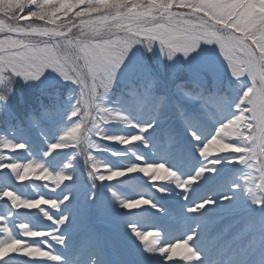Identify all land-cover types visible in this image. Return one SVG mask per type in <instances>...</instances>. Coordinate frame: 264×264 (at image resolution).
Segmentation results:
<instances>
[{
	"label": "snow or ice",
	"instance_id": "snow-or-ice-1",
	"mask_svg": "<svg viewBox=\"0 0 264 264\" xmlns=\"http://www.w3.org/2000/svg\"><path fill=\"white\" fill-rule=\"evenodd\" d=\"M219 56L240 87L236 96L222 87ZM150 61L166 68L172 80L186 68L196 71L175 84L170 98L157 91L159 80ZM53 73L76 86L69 92V102L61 104L56 92V102L41 105L39 114L30 112L25 122L18 121L6 103L16 78L47 77L54 85ZM204 73L216 81L212 90L205 87ZM0 112L6 121L17 120L26 139L38 131L48 145L42 157L19 160L5 153L28 151L29 143L0 136V176L6 181L0 186V201L7 210L0 214V264L45 260L64 264L50 241L65 245L77 210L75 201L66 202L79 186L63 188V199L42 193L29 197L12 187L8 177L11 174L19 183L41 181L42 187L55 191L78 174V158L83 159L93 188L96 181L138 172L162 194L170 190L155 182L174 184L188 193L201 181L215 180L208 174H217V166L223 165L222 175L243 165L248 171L240 170L237 182L230 178L227 183L246 191L264 208V195H257L264 191V0H0ZM61 116L67 121L63 126ZM107 124H122L128 132L108 134ZM98 139L121 146L152 145L161 150L162 158L150 161L129 148L136 162L113 168L95 154L105 150ZM63 150L68 152L67 161L53 169L47 158ZM195 152L201 161L198 167L181 175L177 169ZM112 195L122 208L150 205L166 212L159 199H126L115 191ZM90 196L94 199L95 192ZM221 199L232 197L223 194ZM215 204L209 196L187 211L199 213ZM21 209L34 210L50 224H13ZM66 225L67 234L61 232ZM128 227L143 242L145 259L159 255L171 261L179 256L191 262L201 258L191 242L201 228H210V218L198 221L185 237L163 245L158 229L144 230L137 223ZM240 264H264V246L257 252L253 238Z\"/></svg>",
	"mask_w": 264,
	"mask_h": 264
},
{
	"label": "rangeland",
	"instance_id": "rangeland-1",
	"mask_svg": "<svg viewBox=\"0 0 264 264\" xmlns=\"http://www.w3.org/2000/svg\"><path fill=\"white\" fill-rule=\"evenodd\" d=\"M206 47H210V46H206ZM217 54H218V50H217ZM182 61L185 59L182 55H180V57H179ZM219 60L221 61V63H218L217 64V67H218V70L220 71V73L218 74V76L220 77V79H221V84H222V87L224 88V89H231V94L233 93L235 96L238 94V92H239V90H240V87H239V85L237 84V82H236V79L235 78H233V77H231V74H230V71H227V70H225L224 69V67H223V58H222V56H219ZM220 68V69H219ZM56 76H59V75H56ZM44 79H46V81L49 79V78H45V77H43ZM55 79H60V78H56L55 77ZM34 82V81H33ZM50 83H52V80H50L49 81ZM67 82H70V81H67ZM67 82L65 83V84H67ZM49 83V84H50ZM214 83H216V81L214 80ZM63 84L64 83H61L60 85H59V87H57V89H52V90H50L49 89V87H47V88H45V89H43V92L45 93L44 94V96H43V99H42V101L44 102V104H48V105H50V104H52V103H50V102H56V100H57V96L55 95V93L56 92H58L59 93V97H58V99H59V101L60 100H62L63 101V104L64 103H68L69 101H68V97H69V95H65L64 94V92L62 91L64 88H65V86L60 90V88L63 86ZM169 86H170V88H174L175 87V82H169V83H167ZM43 86V83H41V87ZM235 86V89L233 88ZM36 88V90H35V92H37V91H39V88L36 86V85H34L33 86V88ZM59 89V91H57ZM167 89H169V88H167ZM50 90V91H49ZM65 95V96H64ZM233 95V96H234ZM63 98V99H62ZM11 101L13 102L14 100L13 99H11V98H8V100L6 101V103H7V105L10 107V109H12V103H11ZM72 102V101H71ZM16 106H18L17 104H15ZM3 114V112H0V136H3L2 134H1V130L4 128V126L6 125V124H8V125H13L14 124V121H6V119H5V117H1V115ZM19 121H21V120H19ZM37 133H38V131L37 132H33L31 135L32 136H35V135H37ZM5 137H7V136H5ZM8 138V137H7ZM10 139V138H9ZM12 140H14L13 138H12ZM18 140V139H17ZM27 140V139H26ZM28 141V140H27ZM34 146H36V145H34ZM130 147H134V145H131ZM122 148V147H121ZM125 148V147H124ZM30 149L31 150H33L34 149V147H32V145H30ZM127 150V149H126ZM6 155H11V153L9 152V153H5ZM142 155L144 154L143 152L141 153ZM22 156H20V157H18L19 159L21 158ZM68 157V153H66V154H63V155H61V156H59L58 154H54V156H53V163H59L60 162V160H65L66 158ZM49 158V157H48ZM47 158V159H48ZM127 158H128V164H126V165H129V164H131L132 163V158L131 157H128L127 156ZM68 159V158H67ZM66 159V160H67ZM80 159V158H79ZM65 160V161H66ZM114 160H116V159H114ZM80 167V166H79ZM217 167H220V166H217ZM30 171V170H29ZM78 171H79V168H78ZM150 181H151V179H150ZM16 189H18V190H20V189H23L25 186L24 185H22V186H14ZM43 189V188H42ZM26 190H27V188H26ZM222 190V189H221ZM223 191H224V188H223ZM219 193H221V195L220 196H218V198H220L219 200H217L216 201V206L215 207H213V209H211L212 211H215V212H218L217 213V215L215 216V217H218V218H220V217H222V216H225V215H228V214H231V213H235L236 211L234 210H231V209H234V208H236L237 206H239V205H241L240 203H241V201H240V199L237 197V194H236V192L234 191V192H229V193H225V192H221V191H219ZM261 193H262V195H264V191H261ZM223 194H227V195H229V196H231L232 197V199L231 200H228V201H225V200H222L221 199V196L223 195ZM35 196V195H34ZM33 196V197H34ZM1 206V209H0V211H2V210H5L6 208H5V205H4V202H2V204L0 205ZM20 206H24V205H20ZM119 207H120V205H118ZM190 206L188 205V207L187 208H189ZM83 210H84V208H83V206L82 207H79V208H77V210H76V217H79V218H81L82 216H83ZM21 211H23L22 212V214H24L25 212H28V210H24V209H21ZM253 214H254V219L256 220V221H259V222H263L264 223V208H261V206L260 205H258V207H256V208H254V210H253ZM241 217H246V219H248L249 220V222H248V227H247V229H243L242 228V232H246L245 230H250V235H248L247 236V238H246V240L241 244V245H239L238 247V249L239 250H237V252L238 251H241V254H244V252L246 251V250H248V246H249V244L251 243V241L253 240V238H254V243L256 244V246H257V252H259V249H260V247L261 246H264V224H262V223H258L257 225H255V226H252V225H254L256 222H253L254 220H252V215H251V213H250V211H248V210H246L242 215H241ZM238 219H240V218H238L237 217V219L236 220H238ZM18 222H19V220H18ZM85 222V221H84ZM253 223V224H252ZM142 226V225H141ZM219 228H221V230H219ZM141 229H144V230H150V229H157V228H155V225L154 224H149L148 222H146V223H144V227L142 226V228ZM220 232V233H222V232H224L225 230H224V227H216L215 229H214V233L215 234H217V232ZM90 232V231H89ZM134 237H136L135 235H134ZM137 238V237H136ZM138 239V238H137ZM162 239H164V236H162ZM160 240L159 241V245H163V244H166V242L164 241V240ZM139 240V239H138ZM163 241V242H162ZM229 242H231V241H229ZM229 242H227V244L229 243ZM56 242H53V244H55ZM143 245V244H142ZM158 245V246H159ZM52 248H53V250L54 251H56V250H58L57 248H55L54 246H52ZM137 250V249H136ZM143 252H144V250L143 251H141V252H139L138 251V257H139V261H140V264H187V262H185L184 260H182V259H180L179 258V256H177L175 259H173V260H171V261H167V260H165L162 256H159V255H157V256H154V257H148L147 259H145L144 258V255H143ZM234 255V254H233ZM232 255V256H233ZM239 256H245V255H239ZM76 257H80V259L82 258V254H78ZM238 257V256H237ZM237 257H234V260L237 258ZM46 262V261H45ZM42 264H43V262H42ZM48 264H53L52 262H48Z\"/></svg>",
	"mask_w": 264,
	"mask_h": 264
},
{
	"label": "bare ground",
	"instance_id": "bare-ground-1",
	"mask_svg": "<svg viewBox=\"0 0 264 264\" xmlns=\"http://www.w3.org/2000/svg\"><path fill=\"white\" fill-rule=\"evenodd\" d=\"M156 160H158V159H156ZM9 175H11V174H9ZM128 175H134V176H136V177H143V176H144V174H142V173H138V172H137V173H129ZM208 175H209V176H215V174H212V173H211V174L209 173ZM126 176H127V175H126ZM119 179H124V178L121 177V178H119ZM193 188H196V185H194ZM193 188H192V189H193ZM177 189H178V188H177ZM178 190H180V189H178ZM171 191H174V190H171ZM175 191H176V190H175ZM177 195H178V194H170L169 196H170V197H175V196H177ZM10 198H11V197H10ZM24 206H25V205H24ZM208 206H209V208H206V209H210V208H212L213 205H208ZM21 207H22V206H21ZM205 230H206V228H201V231H200L199 234H202ZM199 234H198V235H199Z\"/></svg>",
	"mask_w": 264,
	"mask_h": 264
},
{
	"label": "trees",
	"instance_id": "trees-1",
	"mask_svg": "<svg viewBox=\"0 0 264 264\" xmlns=\"http://www.w3.org/2000/svg\"><path fill=\"white\" fill-rule=\"evenodd\" d=\"M39 88V87H38ZM40 89V88H39Z\"/></svg>",
	"mask_w": 264,
	"mask_h": 264
}]
</instances>
